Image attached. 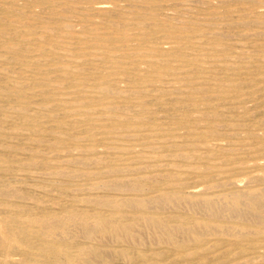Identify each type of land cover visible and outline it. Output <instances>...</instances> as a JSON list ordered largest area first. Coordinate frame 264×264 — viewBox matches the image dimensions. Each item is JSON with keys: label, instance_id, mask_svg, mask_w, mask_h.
I'll return each instance as SVG.
<instances>
[{"label": "rangeland", "instance_id": "1", "mask_svg": "<svg viewBox=\"0 0 264 264\" xmlns=\"http://www.w3.org/2000/svg\"><path fill=\"white\" fill-rule=\"evenodd\" d=\"M100 3L106 11L91 10ZM0 9V188L19 192L0 195V264H105L89 257L95 248L113 264H264V231L239 219L181 233L179 245L143 224L132 236L109 226L141 214L135 199L194 197L152 205L179 226L204 216L203 197L264 187V0H0ZM68 215L109 232L21 238Z\"/></svg>", "mask_w": 264, "mask_h": 264}, {"label": "bare ground", "instance_id": "2", "mask_svg": "<svg viewBox=\"0 0 264 264\" xmlns=\"http://www.w3.org/2000/svg\"><path fill=\"white\" fill-rule=\"evenodd\" d=\"M133 5L135 6V4H133ZM76 6L74 5L72 7L76 8ZM80 7H81V9H83L82 6H80ZM135 7H137V5ZM106 9H107L106 4L100 3V4L91 5V10H93V11H102L103 12V11H106ZM139 25H141V24H139ZM122 37L123 36L121 35V36L117 37L116 39L129 41L131 43H132V41H136V40L140 39L136 36H126L123 38ZM175 37L180 38L179 36H175ZM146 39L148 40V38H146ZM141 41H143V40H141ZM148 44H150V43H148ZM109 49L110 48H108V52L111 51ZM154 49L147 47L145 54H150V56H151V54L153 55L156 51ZM106 52H107V50H106ZM108 54H111V53L109 52V53H107V55ZM113 54H114V52H113ZM126 54H128V53H126ZM201 60L202 59H200L199 61H201ZM111 61L113 62V60H111ZM115 62H117V61L114 60V63ZM121 67H123V66H121ZM237 67L235 66V68H237ZM242 68L247 69V66L242 65ZM126 69H130V68L126 67ZM154 72H155V70H154ZM155 75H157V74H155ZM148 76L150 77L149 79L152 80V78L154 77V74H148ZM103 89L107 93L112 92L111 91L112 89L110 87H108L107 85L104 86ZM191 93L193 94V92H191ZM194 93H196V92H194ZM263 179H264V177H263ZM263 179H262V181H264ZM0 195L6 196V197H16L19 195V192L17 190H15L14 188H11V187H3V188H0ZM193 198L189 199L182 192H177V193H173L170 195L155 196L152 199H135V200L131 201L130 203L132 205H135V204L142 205L143 207L141 209H143V210H141V214H139L138 217L135 218L134 220H129L126 222L114 221V222L110 223V225L108 223H106V224L100 223V221H94L96 223H91L90 220H88L86 218H76V217H72L71 215H68L63 221H59L55 217H49L46 220H41L42 222L45 223V225L43 227L37 229V230H32V229H28V228L24 227L23 232H21V238L23 240H26L25 236H31V237H34L36 239H41V238L45 239L47 236L54 238L59 233V231L62 227L67 228V229H75V231L78 234L90 235L94 229V227H92V225H97L96 227H99L100 231H107L108 230L107 232H109V226H110V228H111L110 232L114 231L115 234H116V232L117 233L120 232L119 234L123 233L125 235L132 236V235H134V230H133V228H135L134 226H136L137 224H143L144 226H146L145 229L147 228L149 231L158 234V236L160 238L163 239V237L167 236L168 239H171L172 241H176V244L179 245V241L181 240L179 237H180L181 233H182L181 235L184 234L185 236L187 235V237H191V238L200 237V235L202 233H207V232H211L212 230H217L218 228H216L217 226L215 224L216 221H226V219H228V220L239 219V223H238V224H240L239 226L249 227L252 230L257 231V232L264 231V187L251 188L249 191L234 190L228 196H223V197H221V196L220 197H215V196L213 197L211 195V196L203 197L200 200L198 198V200L201 202L200 207H202V209H203L204 214L203 213L202 214L204 216L202 218H198L195 222H191V221L181 222V224L179 226H172L168 223V220L154 216L155 212H153L151 210V208L154 207L152 205H156V206L161 207V206H164L167 204L170 205L171 203H174V204L176 202L179 203L180 201H187L193 205V203H195V201H196ZM128 201L124 200L121 202L125 203ZM29 219L36 220L35 218H29ZM106 226H108L107 229H106ZM0 228H1V232H0V246H1V245H3L2 233L4 230V224L1 221H0ZM123 234H121V235H123ZM125 235H123V236H125ZM44 239H42V241ZM163 240H165V238ZM109 255H110V253L102 251L101 249H98V248L89 250V257L90 258H94V257L101 258L102 257L101 259L103 260V262L105 264L106 263L107 264H113L111 262V259H109L110 258Z\"/></svg>", "mask_w": 264, "mask_h": 264}]
</instances>
